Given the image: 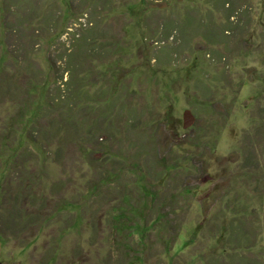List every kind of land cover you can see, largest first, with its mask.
Returning <instances> with one entry per match:
<instances>
[{
    "label": "rangeland",
    "instance_id": "obj_1",
    "mask_svg": "<svg viewBox=\"0 0 264 264\" xmlns=\"http://www.w3.org/2000/svg\"><path fill=\"white\" fill-rule=\"evenodd\" d=\"M243 1L251 9L248 23L244 27V35L240 34L232 41V36L223 32L222 23L227 21L222 11L213 13L212 18L205 14L208 10L205 2L209 3L208 0H0V74L10 75L16 64L29 60L34 71L41 67L45 69L50 89H43L42 94L47 91L46 96L55 101L62 86L60 80L52 84L54 69L59 75L68 76L70 45L73 43L71 48L81 45L93 32L95 44L102 50L91 63L85 61L84 65L97 64L100 75H109L107 64L113 67L123 64L120 67L124 66L123 79L129 92L127 97L126 93L123 94V100L127 101L124 110L132 107L139 112L143 108L142 119L146 125L154 121V115L165 122V127L161 125L157 128V143L163 146L165 152L161 153L162 159L154 163L155 170L162 168L170 174L178 168L181 173L174 176L175 183L182 184L179 179L185 176L183 183L187 186V196L178 206L194 205L193 210L179 211L180 231L187 235V232L197 230L201 213L196 209L199 206L198 195L205 199L210 209L217 205L224 208L226 201L237 198L242 202L240 206L247 209L248 216L244 219L247 227L252 229V225H259L249 235L251 249L246 253L261 254L264 263V137L255 134L264 117L259 111L264 107V0ZM27 9L41 15L33 20L32 29L28 26L30 19L22 20V24L21 20H17L26 12L28 15ZM194 10L203 14L192 15ZM30 33L37 40L34 45ZM189 38L192 39L187 44L181 41ZM212 40L215 42H210ZM110 46L114 51L112 55H106L105 49ZM167 49H172L169 55ZM28 53H31L29 58ZM102 62L104 64H100ZM119 81L120 78L116 83ZM101 82L88 80L87 91L94 92ZM5 96L0 98V132L6 116L14 114L16 109L15 103ZM38 105L40 107L41 103ZM185 109H189L195 119L192 124L183 127ZM96 136L99 142L95 146L83 141L69 143L59 162L53 154L54 143L32 141L42 153L38 159L29 155L24 163L27 167L33 165L32 169L39 171L38 182L33 188L45 195L47 208L66 203L69 209L76 211V218L67 224L64 221L67 214L61 212L48 224L44 223L35 230L23 246L5 232L0 239V264H41L44 248L49 244L55 247V263L49 264H101L110 248L111 257L118 253L115 250L114 254L115 246L109 239L111 232L107 226V209L119 203V195H112L109 188L103 186L98 189L100 193L95 191L96 195L91 200L90 197L78 198L79 193L85 192L88 179L96 177L88 159L96 155L93 147L100 150L105 146V151L115 148L110 141H105V134ZM252 142H255L258 160L255 168L244 161L242 146ZM88 149L92 155H88ZM1 151L0 160L4 159L2 156L9 157L10 149ZM4 167L1 162L0 175ZM8 174L7 179L11 180L12 186L18 183L15 172ZM149 179L160 192L165 190L166 185L169 187L174 183L173 179L169 181L168 176L161 182L156 175ZM59 180L62 182L60 187L52 191L54 183ZM143 180L140 184L142 188L145 184ZM5 182L0 186V208L7 204L8 185ZM133 185L128 184L129 187ZM135 195L134 201L141 205L142 197L139 199L140 196ZM74 196L78 199L75 200ZM103 197L109 201L103 202ZM81 204L87 207V214L79 213ZM93 207L99 216L96 238L91 237L87 218ZM183 212L186 213L181 215ZM0 228L2 233L1 219ZM199 232L198 241L191 249L212 251L223 245L238 246L231 238L225 244L216 242L212 231L205 234ZM154 234L151 233L146 240L149 264L153 263L154 252H163V239L171 242L174 238L169 232ZM76 246L81 247V254L72 257ZM180 258L183 256L178 253L175 259L180 261Z\"/></svg>",
    "mask_w": 264,
    "mask_h": 264
},
{
    "label": "trees",
    "instance_id": "obj_2",
    "mask_svg": "<svg viewBox=\"0 0 264 264\" xmlns=\"http://www.w3.org/2000/svg\"><path fill=\"white\" fill-rule=\"evenodd\" d=\"M208 2H205L208 9L205 14L212 18L214 17L213 13L221 10L227 21L226 24L222 23L223 32L232 36V41L240 37V34L244 35V27L248 23V15L251 10L247 3L243 0H208ZM18 9L22 10L20 6ZM27 11V16L26 12L17 20H21L20 24H22V20L30 19L31 22L29 20L28 26L31 27L33 20L38 19L41 15L31 13L28 9ZM191 14L201 16L203 13L194 10ZM170 29L172 30V28ZM171 30L168 29V31ZM91 35L87 41L80 43L81 45H75V48H71L73 43L70 45L71 53L67 59L68 76L64 77L62 73L59 75L57 69H54L52 84H56L60 80L62 86L58 89L55 101L50 96H46L47 91L44 90L42 94L43 89H50V83L48 75L41 65V68L34 71L29 65L31 62L27 60L22 64H16L17 66L10 75L0 74V95H6L5 97L13 101L16 107L14 114L6 116L0 132V151L4 152V149H10L9 157L2 156L4 159L0 160V163L2 162L5 166L0 175V186H3L5 180H7L5 184L8 185L6 189L7 204L0 208V219L3 223L0 239L5 232H8L18 245L23 246L29 242L30 236L35 230L40 229L44 223L48 224L53 217L58 216L61 212H66L64 221L67 224L74 222L76 218V211L69 209L65 205L66 203L62 202V205L57 203L47 208L48 200L44 197L45 195L39 194L33 188V185L38 182L39 171L33 170L35 169H32L33 165L27 167L24 163L29 155L38 159L42 153H39V149L32 141L54 143L56 146L53 154L56 161L59 162L61 153L65 151L69 143L76 144L78 141H83L95 146L99 142L96 135L103 133L106 136L105 141H110L115 148L113 151H105V146H101L103 149L100 150L93 147L92 151L96 150L94 153L96 155L88 159L91 161L92 172L96 173V177L88 179L85 192L79 193L80 197H78L79 199L90 197L91 200L96 192L100 193L98 189L103 186H107L112 195H119V203H114L111 208L107 209V226L111 232L109 239L115 246L114 254L115 250L118 253L114 258L111 257L112 249L110 248L109 254L104 257L101 264H109V262L112 264H149L146 240L149 239L151 233H155L154 235L157 236L162 232H169L174 238L171 242L166 238L163 239V252H154V260L151 264H264L261 254L249 255L246 253L251 249L248 245L249 235L253 234V228H258L259 225H252V229L247 227V223L244 221L248 216L247 209L240 206L242 202L237 198L226 201L227 204L224 208L217 205L210 209L205 203V199L198 195L199 206H196V209L201 213L197 230L191 233L187 232V235L180 231L182 225L179 211L187 208L193 210L194 205L190 203L186 207L178 206V203H181V200L187 196V186L183 183L185 176L179 179L182 184L175 183L174 176L181 173L180 170H177L178 168L170 174H168V170L162 168L158 171L155 170L154 163L157 164L159 159H162L161 153L165 152L163 146L157 143L159 142L157 128L161 125L165 127V122H161V119L154 115V121L146 125L142 119L143 108L139 112L132 107L128 111L126 110L127 112L124 110L127 101L123 100V94L126 93L127 97L129 92L123 79L122 68L124 66L120 67L123 64L119 63L118 66L113 67L106 63L109 75H100L101 72L97 64L84 65L85 61L91 63L93 57L102 50L95 44L93 32ZM29 36L32 44L37 41L34 39L35 35L30 33ZM233 36L235 37L233 38ZM192 38L181 41L187 44ZM210 42L214 43L215 40ZM112 51H114L112 46L107 47L105 54L112 55ZM167 51L169 55L172 49H167ZM163 52L165 51L163 50ZM29 57H31V53H28L27 58ZM100 64H104V62ZM100 64L98 63V65ZM119 78L120 83H116ZM198 79L203 82L200 77H197ZM88 80H93L96 83L102 82L94 92L90 93L86 87ZM119 88L123 91H120ZM100 95L105 96L101 97ZM38 103H41L40 107ZM259 111L264 115V107ZM255 134L264 137V117L257 126ZM254 143L252 142L250 145L243 143L242 146L245 154L244 161L250 162L255 168L258 160L255 156ZM257 143L259 144V142ZM86 152L88 155H92L90 149ZM11 171L15 172L18 181L13 186L10 183L11 180L7 179V175ZM155 175L158 176L160 182L168 176L170 182L173 179L174 185L172 183L169 184V187L166 185L165 190L160 192L158 186L155 187L148 181L151 177L155 178ZM140 179H145L143 188L140 185ZM61 183L60 180L54 183L52 191L59 188ZM129 183L136 186L129 187ZM135 194L140 196L139 199L142 197L141 205L134 201ZM107 197L111 198L110 195ZM73 198L78 199L76 196ZM108 198L103 197V202H108ZM170 199L171 201H169ZM79 208L81 215L87 214V207L84 204H81ZM185 213L183 212L181 215ZM95 215L97 216L94 217ZM97 217H99L97 209L93 207L87 217L92 238L98 236ZM206 230L214 232L215 235H212L216 237V242L225 244L231 238L235 243H238V246L223 245V247L212 251L191 249V246L198 241L199 231H203L205 234ZM80 251L81 247L76 246L72 257L80 255ZM178 253L183 256L180 261L175 259ZM54 257L55 247L49 244L44 248L40 262L41 264L55 263Z\"/></svg>",
    "mask_w": 264,
    "mask_h": 264
},
{
    "label": "water",
    "instance_id": "obj_3",
    "mask_svg": "<svg viewBox=\"0 0 264 264\" xmlns=\"http://www.w3.org/2000/svg\"><path fill=\"white\" fill-rule=\"evenodd\" d=\"M183 127L189 126L194 122V115L191 113L189 109H185L183 111Z\"/></svg>",
    "mask_w": 264,
    "mask_h": 264
}]
</instances>
